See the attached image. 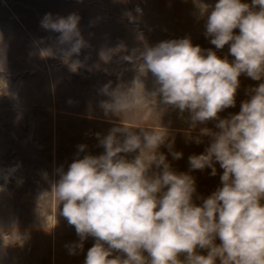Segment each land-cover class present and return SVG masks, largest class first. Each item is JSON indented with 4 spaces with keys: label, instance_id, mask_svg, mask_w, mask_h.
Segmentation results:
<instances>
[{
    "label": "clouds",
    "instance_id": "obj_1",
    "mask_svg": "<svg viewBox=\"0 0 264 264\" xmlns=\"http://www.w3.org/2000/svg\"><path fill=\"white\" fill-rule=\"evenodd\" d=\"M196 3L210 44L217 50L228 45L234 59L193 45L189 37L161 41L139 55L133 50L122 59L134 63L140 75L151 72L155 90L133 91L138 80L132 88L113 89L109 81L99 89L109 99L99 106L105 116H124L143 100L154 109L159 96L165 106L161 113L168 106L180 114L187 111L191 130L209 121L215 122V130L201 127L187 138L197 145L208 138L202 153L189 156V172L174 171L159 151L164 146L173 160L183 157L154 110L158 120L154 126L133 127L122 120L106 135L95 133L103 148L100 155L80 157L87 145H77V158L67 171L62 166L56 169L59 180L51 192L79 237L66 245L69 255L82 252L89 237L95 241L84 264H264V0ZM135 11L142 16V9ZM126 15L137 22L138 17ZM79 21L76 13L67 17L47 13L40 21L42 29L59 34L55 47L40 48L41 55L59 58L73 73L96 67L86 65L87 57L73 59L90 46ZM114 51L102 50L101 55L107 61ZM242 74L261 82L249 90L250 98L241 103L239 113L221 118V112L236 106ZM132 153L134 158L127 159ZM217 164L223 170L220 186L201 204L194 203L196 180L190 172L211 169L209 175L215 177ZM19 168L17 164L0 169L4 180L0 193L7 191Z\"/></svg>",
    "mask_w": 264,
    "mask_h": 264
},
{
    "label": "rangeland",
    "instance_id": "obj_2",
    "mask_svg": "<svg viewBox=\"0 0 264 264\" xmlns=\"http://www.w3.org/2000/svg\"><path fill=\"white\" fill-rule=\"evenodd\" d=\"M204 2L214 4L216 0ZM137 7L142 9V16L136 13ZM47 13L54 17L79 15L78 27L90 46L73 59L85 61L87 57L86 65L96 66L92 71L85 67L73 73L59 58L41 55L39 49L55 47L59 35L41 28L40 21ZM126 13L138 17L137 22H130ZM198 16L196 0H0V169L20 165L7 191L0 193V264H84L87 250L95 241L89 237L82 252L69 255L66 245L79 237L60 214L63 205L51 191L59 180L56 169L62 166L67 171L77 158V145H87L80 157L103 152L95 133L106 135L122 120L133 127L154 126L158 123L155 111L170 138L175 137L174 150L182 152L183 157L173 160L164 146L159 151L167 156L174 171L189 172V156L202 153L208 138L200 145L187 138L196 136L201 127L215 130L214 121L191 130L187 111L180 114L168 106L160 112L165 106L159 96L154 109L143 100L124 116H105L99 105L109 97L101 95L99 89L109 81L113 89H129L138 80L133 91L143 87L146 94L152 93L156 84L151 72L140 75L134 63L122 57L133 50L139 55L145 47L165 40L189 37L193 45L211 48L232 61L228 45L217 50L210 44L204 34L205 19ZM41 40L43 43L34 44ZM108 49L115 51L106 61L101 53ZM239 81L236 106L221 112V118L239 113L241 103L250 98L249 90L261 82L245 74ZM133 130L139 132V128ZM135 155L128 154L127 159ZM216 167L215 177L209 175L211 169L190 172L196 180L194 203L201 204L202 198L220 186L223 170L219 164ZM18 179L22 183L18 184ZM2 184L4 180L0 179Z\"/></svg>",
    "mask_w": 264,
    "mask_h": 264
}]
</instances>
